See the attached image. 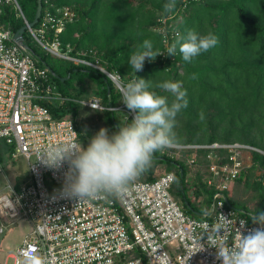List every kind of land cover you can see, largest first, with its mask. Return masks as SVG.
<instances>
[{"label":"built area","instance_id":"obj_1","mask_svg":"<svg viewBox=\"0 0 264 264\" xmlns=\"http://www.w3.org/2000/svg\"><path fill=\"white\" fill-rule=\"evenodd\" d=\"M197 1L177 0L179 9L158 19L154 30L163 37V57L180 34L178 24L183 15L179 11ZM6 7L12 8L27 27L25 32L32 42L46 54L103 74L121 93L125 83L117 71L107 69L95 49L75 53L72 45L62 41L64 28L76 19L73 9L53 8L51 4L42 7L38 22L30 26L18 0H0V141L12 148L0 160L5 185L0 190V209L10 219L22 217L33 225L30 235L10 256L14 264H26L30 255L36 264H221L217 250L210 247L216 239L211 226L221 221V214L230 218L225 235L229 247L235 246L241 231L256 227L227 206L224 192L244 169L242 151L264 152L240 143L166 147L212 150L206 180L217 192L211 218L185 214L170 193L174 174L159 170L155 180H133L117 194L100 193L83 200L65 195L68 162L60 168H48L37 159L50 148L81 145L78 131L71 119L54 118L43 104L64 99L50 82L49 68L39 64L25 44V32L22 45L15 36L17 31L4 28L1 19ZM81 103L92 110L122 109L105 107L96 96ZM130 115L133 119L135 113ZM128 119L125 117V121ZM219 149L229 151L224 162L215 161ZM19 158L25 160L29 178L17 187L16 177L9 180L4 170ZM196 159L193 152L186 162L193 165Z\"/></svg>","mask_w":264,"mask_h":264},{"label":"trees","instance_id":"obj_2","mask_svg":"<svg viewBox=\"0 0 264 264\" xmlns=\"http://www.w3.org/2000/svg\"><path fill=\"white\" fill-rule=\"evenodd\" d=\"M31 22L37 0H18ZM167 0H42L43 9L69 7L76 19L61 34L64 43L73 46L75 53L95 49L108 70L117 71L126 84L135 75L150 80L152 90L172 97L156 85L165 80L181 82L186 90L187 108L176 117L175 145H211L240 143L264 152V0H199L189 3L178 24L180 35L195 29L201 35L214 33L219 42L216 47L186 63L179 53L175 57L159 55L154 61L145 60L142 71L134 73L128 64L130 54L148 39L154 50H165L162 35L154 28L159 18L167 16L163 5ZM179 9L177 4L174 11ZM183 11V12H182ZM4 28L18 31L23 21L10 7L4 9L1 19ZM25 37V36H24ZM29 39V38H28ZM25 37L39 64L49 68L50 82L64 100L43 104L56 119L68 117L76 125L78 141L84 147L98 131L78 126L75 119L80 105L77 101L87 97V87L75 92V78L88 75L96 82L93 94L103 106H119L122 93L111 80L94 70L65 61L42 51ZM30 41V42H29ZM175 39L172 41L174 42ZM171 42V43H172ZM194 76V78H193ZM83 93L85 96L80 95ZM100 115L106 129L114 133L124 121L119 111L94 110ZM112 133H109L110 135ZM12 148L0 141V160ZM211 149H168L154 154L151 166L135 181H153L157 170L173 173L170 193L185 214L200 219L211 218L215 186L207 184L208 155ZM196 152L193 165L186 160ZM244 169L230 189L224 192L228 207L248 222L250 214L264 211V155L254 150H243ZM180 153V155H177ZM229 156L228 149H219L215 161ZM224 162V161H223ZM29 175L16 177V186L28 181Z\"/></svg>","mask_w":264,"mask_h":264},{"label":"clouds","instance_id":"obj_3","mask_svg":"<svg viewBox=\"0 0 264 264\" xmlns=\"http://www.w3.org/2000/svg\"><path fill=\"white\" fill-rule=\"evenodd\" d=\"M176 6L177 0H167L163 10L170 14ZM218 42L214 33L201 35L189 29L184 35L177 34L166 54L175 57L179 53L184 62L191 63L200 54L216 47ZM161 54L154 50L153 42L146 39L140 49L130 54L128 64L136 74L143 70L146 59L154 61ZM156 87L170 93L171 101L168 96L152 90L149 79L135 75L122 86V102L129 112L135 113L130 123L118 125L111 135L108 129L101 128L86 147L57 146L38 157L37 160L48 168H60L68 162L65 195L83 200L100 193H120L151 166L156 152L173 144L176 117L188 106L187 93L181 82L171 80L158 83ZM248 220L256 227L241 231L234 247H229L225 239L230 218L221 214V221L211 226L216 239L210 247L217 250L221 264H264V211L250 214ZM26 264H36L35 257L30 255Z\"/></svg>","mask_w":264,"mask_h":264},{"label":"rangeland","instance_id":"obj_4","mask_svg":"<svg viewBox=\"0 0 264 264\" xmlns=\"http://www.w3.org/2000/svg\"><path fill=\"white\" fill-rule=\"evenodd\" d=\"M24 36L27 39H30L28 32H25ZM74 85L75 92L77 93L81 92V90H83L82 88L86 86L88 95L87 97L80 98L77 101L80 105H82L79 109L78 116L75 119L77 125L89 128L93 131H99L101 128H106L102 120L99 118L100 114L97 111L89 109L81 103L82 100H87L95 96L92 92L94 87H96L95 80L91 77H88V75H84L82 79L75 78ZM81 96L85 95H83L82 93L80 97ZM119 104L120 105L117 107H121L122 109L119 110V113L117 115L121 114L124 121L125 117H129L132 119L130 115L131 112H129L124 103L120 102ZM109 133L112 132H110L109 130ZM25 168V160L23 158H19L16 162L12 163V166L6 165L4 171L7 174L8 179L13 181L15 177H17L20 173L25 170ZM159 171L161 172V170ZM4 186L5 185L3 176L0 175V190L3 189ZM32 227V223L26 220L25 218L20 217L10 219L0 209V263L4 264L6 261V264H14V259L10 256L15 253L16 248L22 243L23 239L30 235V233L32 232ZM168 250L172 251V248L168 247ZM172 254H175L174 251L172 252Z\"/></svg>","mask_w":264,"mask_h":264},{"label":"water","instance_id":"obj_5","mask_svg":"<svg viewBox=\"0 0 264 264\" xmlns=\"http://www.w3.org/2000/svg\"><path fill=\"white\" fill-rule=\"evenodd\" d=\"M42 7H43L42 0H37L36 13H35L33 21L30 22V26H33V25H35L38 22L39 17L41 16ZM26 28L27 27L24 25L15 34L16 38L18 39V42L21 43L22 45H24V43H23V34H24Z\"/></svg>","mask_w":264,"mask_h":264},{"label":"crops","instance_id":"obj_6","mask_svg":"<svg viewBox=\"0 0 264 264\" xmlns=\"http://www.w3.org/2000/svg\"><path fill=\"white\" fill-rule=\"evenodd\" d=\"M26 173L28 174L27 167H26L25 170H24L22 173H20V174H26ZM20 174H19V175H20Z\"/></svg>","mask_w":264,"mask_h":264}]
</instances>
